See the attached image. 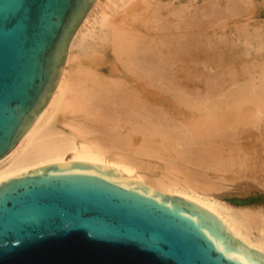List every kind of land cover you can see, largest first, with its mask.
Wrapping results in <instances>:
<instances>
[{
  "label": "bare ground",
  "instance_id": "obj_1",
  "mask_svg": "<svg viewBox=\"0 0 264 264\" xmlns=\"http://www.w3.org/2000/svg\"><path fill=\"white\" fill-rule=\"evenodd\" d=\"M235 10H251L240 35L249 76L225 87L216 73L203 86L190 63L223 52ZM80 24L49 100L0 158V182L56 162L116 167L202 205L264 252V202L236 210L214 196L246 175L264 200V0H96Z\"/></svg>",
  "mask_w": 264,
  "mask_h": 264
},
{
  "label": "water",
  "instance_id": "obj_2",
  "mask_svg": "<svg viewBox=\"0 0 264 264\" xmlns=\"http://www.w3.org/2000/svg\"><path fill=\"white\" fill-rule=\"evenodd\" d=\"M95 0H0V158L49 100ZM83 160L0 182V264H264V252L180 195Z\"/></svg>",
  "mask_w": 264,
  "mask_h": 264
},
{
  "label": "rangeland",
  "instance_id": "obj_3",
  "mask_svg": "<svg viewBox=\"0 0 264 264\" xmlns=\"http://www.w3.org/2000/svg\"><path fill=\"white\" fill-rule=\"evenodd\" d=\"M96 1V0H95ZM94 4V3H93ZM93 7V5H92ZM92 7L90 8V10L92 9ZM237 11V12H236ZM251 10H235V12H231V13H228L226 14L225 18H223L225 21L229 22V20H234V23L236 24L235 26V29L233 30V32L228 31V28H226V30L228 31V34L230 33L229 35V39L225 42L224 41V46H220L219 48L222 47V50L223 52L221 53H218V54H213L211 56H209L208 58V61L205 59V61H195V62H191L190 63V72L191 73L190 75H192L191 77L195 80H200V82L204 85H207V79H208V76H213L214 74L216 73H223V77L224 78V86L227 87V86H230L229 83H234L236 81L238 82H243L242 80H246L247 77L249 76V73H248V63H249V55H250V52L248 51V49L246 50V48H249V43H248V40L245 39L243 41V39L240 38V35L241 34H244L246 33V29L248 27V24H249V19H250V12ZM234 13V14H232ZM248 14V15H247ZM233 16V17H231ZM229 17V18H228ZM244 17V18H243ZM242 21V22H241ZM243 23V25H242ZM81 25V24H80ZM79 25V26H80ZM242 25V27H240ZM245 25V26H244ZM224 30V31H226ZM238 31V32H235V31ZM245 30V31H244ZM79 27H78V30L75 32L74 36L72 37V40H75L77 41L79 39V35H80V32H79ZM240 31V32H239ZM244 31V33H243ZM233 34V36H232ZM237 37V38H236ZM71 40V41H72ZM233 40V42L231 41ZM237 40V41H236ZM230 41V42H229ZM235 41V42H234ZM247 42V43H246ZM71 43V42H70ZM237 45H236V44ZM241 45H239V44ZM246 43V44H245ZM70 46V45H69ZM233 46V48H232ZM236 46V47H235ZM248 46V47H247ZM225 47V48H223ZM228 47V48H227ZM230 47V48H229ZM246 47V48H245ZM89 49H92V46H88L86 49H83V51L85 50H89ZM237 49V50H236ZM245 50V51H244ZM228 53H227V52ZM241 52L243 55H241ZM247 53V54H245ZM221 54V55H220ZM234 54V55H233ZM238 54V55H237ZM69 55V49H68V53H67V57ZM246 56V59H245V56ZM216 56H217V59H216ZM225 56V57H224ZM67 57H66V60H67ZM227 57V58H226ZM239 57V58H238ZM242 57V59H241ZM223 59V62L222 59ZM225 58V59H224ZM231 58V60H230ZM213 59V60H212ZM221 59V61H220ZM228 59V60H227ZM235 59V60H233ZM65 60V63L64 65L67 63V61ZM212 60V61H210ZM216 62H215V61ZM219 62H218V61ZM207 61V62H206ZM228 61V62H227ZM231 61V62H230ZM240 61V62H239ZM242 61V62H241ZM248 63H247V62ZM238 62V63H237ZM194 63V64H193ZM201 63V64H200ZM237 63V64H236ZM245 63V64H244ZM247 63V64H246ZM202 64L204 65V67H202ZM232 64V65H231ZM241 64V65H240ZM195 67H193V66ZM206 65V66H205ZM209 65V66H208ZM215 65V66H214ZM237 65V66H235ZM247 65V66H245ZM199 66V67H198ZM214 66V67H213ZM220 66V67H219ZM232 66V67H231ZM244 66V67H243ZM211 67V68H209ZM216 67V68H215ZM225 67V68H224ZM240 67V69H238ZM205 68V69H204ZM230 68H232V71L230 70ZM236 68V69H235ZM245 68V69H243ZM207 69V70H206ZM212 69V70H211ZM217 69V70H216ZM205 70V71H204ZM226 70V71H224ZM238 72H237V71ZM247 70V71H246ZM194 71V72H193ZM199 71H202L199 72ZM214 71V72H213ZM235 71V72H234ZM240 71V72H239ZM198 72V73H197ZM211 72V73H210ZM234 72V73H233ZM242 72V73H241ZM195 73V74H194ZM245 73V74H244ZM203 74V75H202ZM206 74V75H205ZM209 74V75H208ZM232 74V75H231ZM248 74V75H246ZM228 75V78L227 76ZM238 75V76H237ZM204 76V77H203ZM230 76V77H229ZM197 77V78H196ZM236 77V78H235ZM245 77V78H244ZM202 78V79H201ZM227 78V79H226ZM231 78V79H230ZM238 78V79H237ZM243 78V79H242ZM203 80V81H202ZM228 80V81H226ZM205 81V82H204ZM232 81V82H231ZM229 82V83H228ZM228 83V84H227ZM241 175V174H240ZM243 178H239L234 184H238L240 186V188H231L235 191H230V192H225V193H216L214 196L220 200L222 203L224 204H227L229 205L231 208L233 209H236V210H242L243 208L249 206V207H255V208H259L260 206H262L264 200H263V196L262 194L260 193V191H258V189L260 187H256V183L255 181L253 182V180L251 179V177L249 176H246L244 177V175H242ZM246 178H249V179H246ZM241 179V180H240ZM242 181V182H241ZM244 181V182H243ZM241 183V184H240ZM241 190V191H239ZM261 190V189H260ZM262 191V190H261Z\"/></svg>",
  "mask_w": 264,
  "mask_h": 264
}]
</instances>
